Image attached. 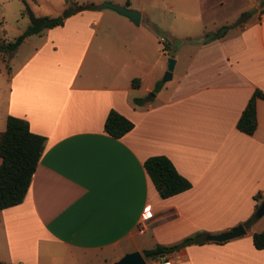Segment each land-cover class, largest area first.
<instances>
[{"label":"crops","instance_id":"1","mask_svg":"<svg viewBox=\"0 0 264 264\" xmlns=\"http://www.w3.org/2000/svg\"><path fill=\"white\" fill-rule=\"evenodd\" d=\"M103 1L137 10L139 24L92 3L25 37L30 49L0 69V132L11 115L45 137L23 201L0 210V264H91L87 255L107 264L132 251L146 264H264L251 239L264 214L243 224L264 200V100L253 134L236 127L253 91L264 93L263 0ZM242 14L220 38L186 40ZM184 15L199 27L185 31L190 48L176 51L171 78L155 89L167 50L152 28ZM112 109L134 124L120 138L103 129ZM152 155L168 157L191 186L161 198L143 167ZM238 224L241 236L206 239ZM196 233L204 242L143 254Z\"/></svg>","mask_w":264,"mask_h":264},{"label":"trees","instance_id":"2","mask_svg":"<svg viewBox=\"0 0 264 264\" xmlns=\"http://www.w3.org/2000/svg\"><path fill=\"white\" fill-rule=\"evenodd\" d=\"M58 17H50L47 15H35L30 7L26 4L23 14L28 17L29 23L25 31L18 35L13 42H9L7 47L14 50L28 35L39 34L45 29L53 28L61 25L64 19L77 12L89 9L91 4H81L72 7L70 0ZM264 5V0H263ZM244 20L243 14L235 22L224 24L214 31H208L200 38L186 39L190 42H207L222 37L227 29L237 25ZM166 50V48H165ZM139 80L132 79L133 87L137 86ZM160 85L156 86V89ZM264 100V93L259 89H255L243 108L238 121L237 129L251 135L256 129V101ZM136 101H142L136 99ZM134 124L131 120L118 113L116 110H110L104 120L103 129L113 138H120L133 128ZM45 137L34 133L29 128L27 120L16 117L7 116L5 129L0 132V210L21 203L29 189L32 175L37 167L39 158L44 150ZM143 167L150 177L156 191L161 198H167L180 193L191 186V183L184 176L179 174L175 169L171 160L164 155H152L143 161ZM256 200L263 199L259 194L254 196ZM255 207V211L258 208ZM254 221V214L250 216L243 224L248 226ZM252 243L256 249L264 248V228L259 232L251 235ZM200 233L188 236L180 242L162 246L156 245L143 251L147 258H157L164 254L175 251L182 246L191 243H202Z\"/></svg>","mask_w":264,"mask_h":264},{"label":"rangeland","instance_id":"3","mask_svg":"<svg viewBox=\"0 0 264 264\" xmlns=\"http://www.w3.org/2000/svg\"><path fill=\"white\" fill-rule=\"evenodd\" d=\"M98 1L99 0H70L69 3L72 7H76V5L81 4L92 5V3H95L97 7L102 3H98ZM25 3L30 7L35 15L58 17L62 15L63 6L64 4L67 5L68 2L66 0H0V69H2V71L9 69L25 55L26 51L30 49V47L26 44H22L23 41L12 51L7 47V44L9 42H13L15 38L25 31L28 26V17L23 14L26 6ZM252 10L253 8L250 6L249 11L251 12ZM152 13H154V17H156V15L160 17L162 15L158 10H155V12ZM157 21L158 28H152V30H154L153 34L156 38L155 40L158 44L159 51L161 52V49L163 50L165 48L167 50L166 53H162L161 61V67L166 66L167 68L168 59L172 58V56L176 54V51H179L181 48L186 49L187 51V48H190V45H183L184 39H186L184 38L186 35L185 31L193 33L194 29L199 27V23L197 24L196 21H193V23L189 22L190 18H187L186 15H184V17L178 16L172 23L165 20ZM160 36H164L167 39L166 44L159 42ZM163 77L164 74L154 87L158 85L161 86L163 84ZM263 221L264 217H261L260 222ZM99 260V257L87 255L86 263L92 262L91 264H95Z\"/></svg>","mask_w":264,"mask_h":264},{"label":"water","instance_id":"4","mask_svg":"<svg viewBox=\"0 0 264 264\" xmlns=\"http://www.w3.org/2000/svg\"><path fill=\"white\" fill-rule=\"evenodd\" d=\"M98 9L109 8L117 13L126 16L129 18L132 23L135 25L139 24L140 21V12L133 8H128L123 5H118L112 2H102L97 6ZM175 60L173 58L168 59L167 69L164 73V77L162 79L163 82L169 80L171 78V71L173 69ZM152 95V93H151ZM264 214V200H262L254 213V218H259ZM245 233V228L242 224H238L231 228L227 232H222L219 234H210L206 236V239L209 241L215 242H223L226 240H230L232 238L241 236ZM107 264H146L144 256L139 251H132L125 253L123 256L118 258L117 260L107 263Z\"/></svg>","mask_w":264,"mask_h":264},{"label":"built area","instance_id":"5","mask_svg":"<svg viewBox=\"0 0 264 264\" xmlns=\"http://www.w3.org/2000/svg\"><path fill=\"white\" fill-rule=\"evenodd\" d=\"M159 42H162V43L166 44V43H167V39H166L164 36H160V37H159ZM142 218H143V219H147V218H148V214L143 213V214H142ZM162 264H170V260H169V259L164 260V261L162 262Z\"/></svg>","mask_w":264,"mask_h":264},{"label":"snow or ice","instance_id":"6","mask_svg":"<svg viewBox=\"0 0 264 264\" xmlns=\"http://www.w3.org/2000/svg\"><path fill=\"white\" fill-rule=\"evenodd\" d=\"M150 214V213H149Z\"/></svg>","mask_w":264,"mask_h":264}]
</instances>
